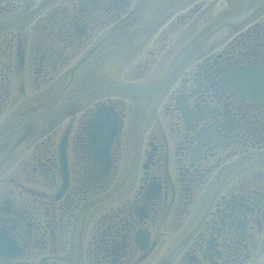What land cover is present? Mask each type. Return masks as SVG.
I'll return each mask as SVG.
<instances>
[{
	"label": "flooded vegetation",
	"instance_id": "obj_1",
	"mask_svg": "<svg viewBox=\"0 0 264 264\" xmlns=\"http://www.w3.org/2000/svg\"><path fill=\"white\" fill-rule=\"evenodd\" d=\"M145 1L64 0L41 15L46 19L35 23L43 32L26 31L23 37L16 33L32 21L0 34V43L8 42L13 50L15 41H41L40 57H30L33 68L58 73L70 63L58 44L76 52L74 43H81L90 25V31L102 29L119 20V13L126 17L117 25L128 27L130 19L133 22L129 9L136 10ZM261 1L237 0L236 7ZM220 7L208 1L192 5L178 12L171 26L192 20L194 9L206 15V22L213 10L221 13ZM16 12V4L0 1V22ZM80 22L85 26L80 27ZM112 31L90 48L88 53L97 47L90 61L93 54L63 71L71 86L51 89L49 96L56 93L66 100L67 90L78 84L80 67L85 68L84 81L93 79L96 68L121 46L113 45ZM17 47L18 53L7 58L16 55L22 69L27 49L23 43ZM154 53L152 49L147 54ZM247 66L264 70V11L201 53L170 88L138 99L136 108L106 95L95 100L93 108L94 102H83L66 109L71 119L82 112L77 127L70 125L61 135L52 131L48 145L34 147L38 158L32 169L43 173L48 192L25 188L16 176L1 180L0 247L10 256L0 254V264H173L177 256H181L180 264H223L222 260L249 264L264 245V103L247 100L229 86L231 75ZM5 71L7 66L0 68L2 89L10 74ZM146 72L137 68L135 74L141 77ZM102 107L113 108L123 119L106 160L92 151L87 131ZM54 118L45 124L48 131L55 125ZM64 139L65 178L59 156ZM16 188H22L18 195ZM64 230L72 233L70 243L61 241ZM226 235L234 241L229 252L224 246ZM58 241L62 255L44 253L55 249ZM191 242L198 250L193 249L190 256L183 249Z\"/></svg>",
	"mask_w": 264,
	"mask_h": 264
},
{
	"label": "rangeland",
	"instance_id": "obj_2",
	"mask_svg": "<svg viewBox=\"0 0 264 264\" xmlns=\"http://www.w3.org/2000/svg\"><path fill=\"white\" fill-rule=\"evenodd\" d=\"M173 0H153L151 5L148 4V2L145 4V8H141L139 14H134L132 16L133 24L136 23L137 19L140 21L141 18H144L145 21H143L141 26H144V24L149 23V21H152V17L155 18V16L162 14L164 11L170 8L168 5L169 3H172ZM203 2L201 0H194V5H201ZM86 5V4H85ZM60 7H63V5H59ZM189 8V7H188ZM188 8L182 10L185 11ZM180 11V12H182ZM196 11V10H194ZM197 12V11H196ZM60 13V12H59ZM215 13H217L215 10L212 11V15L214 17ZM64 13H60V17L63 18ZM203 16V12H200L196 14L194 19L191 22L193 25L186 24L178 26V28H173L171 26V23L174 19V17L170 18L168 21L165 19H162L160 22L157 23V25H153L150 28H145L144 31L140 32V38L136 35L138 33H134V30L130 28H125L127 26L123 25H117L120 23L124 18L126 17V13H123L122 15H118L119 20L113 22L111 25H108L102 29L93 31H90L93 28V25H90L86 29V33L83 38H81V43H74V46L76 47L75 51H72V49L68 45H64L63 43L58 44V48L62 49L65 53V57H68L70 59V63L66 64L64 67H60V71L58 73H45V72H38L34 68V64L31 62L30 57L31 56H38L40 57V53L37 51H41V41H32L29 40L27 42H13L14 48L13 50L8 46V42L6 43H0V68L6 69V73L8 74L9 79H5L2 82V88H0V105H3L4 110L0 112V125L4 123L6 119H9L13 116H18L21 114H26L38 110L45 109L49 106V104L53 103L54 105L57 104L60 98L59 94H51L49 96V93L51 92V89H56L60 86L68 85L70 83L69 75H62L63 71L66 68H69L70 66L75 63V61H79L82 58L87 57V53L90 50V48L97 43V40H99L101 37L104 36V34L112 31V33L115 35L111 40L114 41L113 45L117 46L119 44L124 45V47L129 46L128 49L125 48L122 49L121 52L117 51L113 54L112 57H109L107 60L104 61V64L101 65L99 68H96L93 79H90L82 84V86H78L76 90H72L71 92H68L67 94H76L80 89L84 90L88 86H90L93 83L97 84H109V83H116V84H123V83H142L143 81L152 80L155 77L159 76L163 71H166V67L169 64V61L175 59L176 50L182 48L186 43H188L189 39H185V36L187 32H189L192 28L193 29V35L195 36L198 32L201 31V29L204 28L206 25L205 23H202L203 20H201ZM82 18L88 19L87 16H84ZM151 18V19H149ZM46 19L45 16L38 17L35 21H33L29 26H27L23 31L18 30L16 33L21 35V37L24 36L26 31H29L32 34L37 35L38 33L43 32V29L37 28L35 26V23L37 21ZM57 19L51 20L52 22H56ZM92 22V19L89 20ZM130 24V23H129ZM197 24V25H195ZM198 24H201L198 26ZM45 25V24H43ZM42 25V26H43ZM195 25V26H194ZM85 26L83 23L80 22V27ZM34 27V28H33ZM125 28V29H124ZM196 28H198L196 31H194ZM37 29V30H36ZM110 33V34H112ZM117 34V35H116ZM135 35V36H134ZM81 36V37H82ZM90 36H93L92 40H89ZM134 36V37H133ZM36 37V36H35ZM12 43V42H11ZM24 44L25 48L27 49L26 52V59L25 64L22 69H19L17 62L18 59L13 56L11 60H9L8 54L18 53V47L19 44ZM38 45V47H36ZM33 46V51L30 49V47ZM80 46V47H78ZM78 47V48H77ZM132 47V48H130ZM155 51V55L149 56L147 53L151 50ZM75 54V55H73ZM93 54V53H91ZM95 54H93L88 61L93 58ZM172 61V62H173ZM171 62V63H172ZM106 66V68L104 67ZM34 67V68H33ZM146 69L147 72L143 73L141 77H139L140 74H135L136 69ZM163 69V70H162ZM74 68L71 70L72 74ZM79 73V79L83 78L82 72L85 70V68L80 67L78 69ZM101 76H105V78H102ZM6 77V76H5ZM101 77V78H100ZM68 86H71L68 85ZM73 88V87H72ZM47 92V95H43ZM81 92V91H80ZM77 95V94H76ZM114 100H117L118 98H113ZM125 100V99H124ZM99 101V100H97ZM97 101L94 102L91 107H95ZM127 105L130 107H137L139 106L138 100L135 98H129L127 100ZM15 103V105H13ZM91 103V102H89ZM88 103V104H89ZM89 108V107H88ZM86 110V109H85ZM83 110V111H85ZM82 114V112H79V116ZM77 115V118L71 119L69 115H67L65 112L61 113L59 117L54 118L52 121L53 127L52 130H49L47 128V125L40 124L41 127L38 129L32 128V130L29 127H25L21 130H18L16 132V138L9 141L8 139L0 140V190L3 189L4 185L1 183L3 178L7 180V178L11 177H18L22 181L21 183L25 184V188L29 189H35L38 188V190H43L45 192H48L47 189L49 185L45 187L42 183V179L45 181V177L43 173L41 174V171H35L32 169L34 165H36L35 157H37L36 151L37 149L34 148L37 144L42 147L41 144L48 145V143L52 140L48 135L54 131L58 134H62L64 132V128H67L68 126H72V128L77 127L78 118H80ZM132 117V115H128V118ZM80 122V121H79ZM80 127V126H79ZM29 134V136H25V138L21 139L18 144H16L17 140L22 137L23 134ZM53 137V133L52 136ZM72 150H70L71 153V161L75 157L74 155V149L71 147ZM36 154V155H35ZM31 162V163H29ZM25 163V164H24ZM32 164V165H31ZM25 169H22V167H26ZM29 177V178H28ZM28 178V179H27ZM36 179L35 181L31 180ZM30 182V183H28ZM42 183V184H41ZM40 184V185H39ZM13 189V188H12ZM22 188H16L15 193L18 195L21 192ZM51 191V189H50ZM22 194L24 195L25 192L23 191ZM64 235H61V241L64 239V242H69V236L72 235L70 230H64ZM225 237V244L226 248L229 250L230 247H228L229 243V235L224 236ZM61 241L59 242V245H56L55 249H46L43 250L44 253L52 255H62L61 251ZM70 243V242H69ZM84 243V242H83ZM263 243V239L262 242ZM72 244L69 247V251L71 250ZM194 250H198V248L195 246L194 242L190 243L188 246H186L183 250L186 254L188 252V255H193ZM40 250H37V248H34V252H39ZM56 252V253H55ZM190 252V254H189ZM184 254V255H185ZM56 257V256H55ZM178 257V256H177ZM175 258V261L173 264H180V257ZM185 257V256H184ZM54 260V259H53ZM222 263H225V260H222ZM68 264H76L74 261L68 262ZM225 264H228L226 261Z\"/></svg>",
	"mask_w": 264,
	"mask_h": 264
},
{
	"label": "water",
	"instance_id": "obj_3",
	"mask_svg": "<svg viewBox=\"0 0 264 264\" xmlns=\"http://www.w3.org/2000/svg\"><path fill=\"white\" fill-rule=\"evenodd\" d=\"M19 1L33 2V6L25 14H23L19 17L13 18L11 20H8L7 22L1 24L0 25V32L7 29V28L9 29L11 27L21 26V25L29 22L32 18H34L35 16H37L38 14L43 12L46 8H48L52 4L56 3L58 0H19ZM251 14H252V12H248V13L241 15L240 17L230 21V23L223 25L220 28L216 29L215 31H213V33L211 35H208L206 38L201 40L195 47H193L184 56V58L179 62V64L176 66V68H174V70L169 74V76L164 81H162L161 83H158V85H155L154 88L158 89V88H164V87L168 86V84H170L174 80V78L181 72V70L185 67V65H187V63L190 62L191 59H193L199 52H201L204 48H206L212 42L217 40L218 37L225 34L229 30L230 27L236 26L237 24L242 22L244 19L251 16ZM260 76L263 77L262 80H260ZM233 79L235 82L238 83L236 85L234 84L233 87L238 88V91H240V93L246 97L247 96H256V95H258L257 92L264 91V89L262 88L264 86V73L263 72H258L254 69H250V70H246V72L236 74V77H234ZM253 83L257 84V88L254 87ZM148 88H150V87H148ZM109 90L114 92V93H121V92L125 93L124 91L127 89L126 88L123 89L122 87H110L109 89H107V92ZM100 91L101 90H98L96 92H92L91 96L94 98L96 95L101 94ZM103 91L106 92V90H103ZM80 100H82V98L71 101L67 104V106H70V105H72L75 102L80 101ZM62 108H64V107H59L58 111H60ZM30 113H33V112H30ZM47 113L48 112H46V111H40L34 115H29V116H24L22 118H18L16 120L12 121L11 123H9L7 126H4L0 130V136L7 133L8 131H10L11 129H13L15 127H19L23 124L30 123L34 120L43 119V118H45ZM111 115L109 114L108 116H102L101 118H99L98 121L95 123V128H97L98 130L103 129L104 132H106V126H107L106 124H108V122L112 120ZM106 121H108V122H106ZM116 126L117 125L115 124L114 129H113V131H114L113 134H115V132H116ZM113 134L110 133L106 137V143H105L106 148L108 146L109 141L113 137ZM99 137H101V136H99ZM97 143H99V142H97ZM256 264H264V259L263 260L260 259Z\"/></svg>",
	"mask_w": 264,
	"mask_h": 264
},
{
	"label": "bare ground",
	"instance_id": "obj_4",
	"mask_svg": "<svg viewBox=\"0 0 264 264\" xmlns=\"http://www.w3.org/2000/svg\"><path fill=\"white\" fill-rule=\"evenodd\" d=\"M260 255H261V260H263L264 259V250H260Z\"/></svg>",
	"mask_w": 264,
	"mask_h": 264
}]
</instances>
